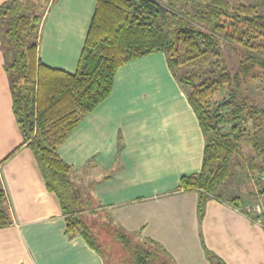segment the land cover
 Returning a JSON list of instances; mask_svg holds the SVG:
<instances>
[{"label": "crops", "instance_id": "crops-1", "mask_svg": "<svg viewBox=\"0 0 264 264\" xmlns=\"http://www.w3.org/2000/svg\"><path fill=\"white\" fill-rule=\"evenodd\" d=\"M94 7L95 0L49 6L39 28L43 63L75 71ZM203 147L193 109L164 54L155 52L117 69L109 96L79 121L57 153L73 168L76 186H87L96 238L117 228L134 242L153 241L174 264H211L206 250L226 264H264V221L256 217L263 212L221 196L210 198L200 216L198 192L177 189L182 175L199 171ZM0 180L11 217L0 227V264H105L82 235L66 233L58 198L23 143L1 34Z\"/></svg>", "mask_w": 264, "mask_h": 264}, {"label": "trees", "instance_id": "trees-1", "mask_svg": "<svg viewBox=\"0 0 264 264\" xmlns=\"http://www.w3.org/2000/svg\"><path fill=\"white\" fill-rule=\"evenodd\" d=\"M56 1L6 0L0 5V34L23 143L32 150L47 189L58 198L67 234H80L99 250L92 198L86 185L76 186L73 168L57 148L109 96L120 66L155 52L164 54L204 135L201 167L182 175L177 189L198 192L201 216L210 198H222L219 191L234 169L244 168L238 156L245 144L258 193L264 194V106L244 89L248 79L264 73V0L237 6L230 0H95L74 72L48 66L38 55L40 24ZM229 47L238 59L234 70L224 57ZM227 202L243 203L239 195ZM256 217L264 221V213ZM10 222L0 180V227ZM110 229L125 252L121 264H174L153 241L140 244ZM206 256L211 264H226L209 250Z\"/></svg>", "mask_w": 264, "mask_h": 264}, {"label": "rangeland", "instance_id": "rangeland-1", "mask_svg": "<svg viewBox=\"0 0 264 264\" xmlns=\"http://www.w3.org/2000/svg\"><path fill=\"white\" fill-rule=\"evenodd\" d=\"M235 6L238 4H250L253 0H230ZM224 57L228 66L234 70L238 59L233 54L232 49H224ZM168 67V66H167ZM172 75V74H171ZM173 77V76H172ZM174 78V77H173ZM176 81V80H175ZM180 87V86H179ZM245 92L258 104L264 106V73L259 72L256 78L248 79L244 86ZM182 90V89H181ZM183 91V90H182ZM184 93V92H183ZM185 95V94H184ZM243 154L238 158L244 162V168L241 170L234 169V175L227 178L224 182L223 189L220 194L223 197H232L239 195L243 202L248 201L249 208L252 212L261 211L264 213V194L257 196L258 186L255 179V172L248 165V155H250V149L248 145H243ZM242 158V160H241ZM238 161V160H237ZM253 174V176H252ZM264 177V173L261 174ZM101 237L95 238L96 243L99 246V250L104 256L105 264H121L122 257L125 255L122 247L115 241L113 234L109 235L108 230H103Z\"/></svg>", "mask_w": 264, "mask_h": 264}]
</instances>
